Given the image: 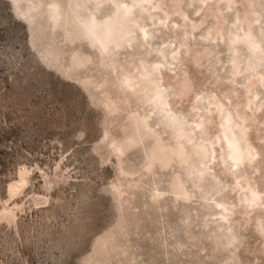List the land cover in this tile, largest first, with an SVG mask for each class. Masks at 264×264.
Listing matches in <instances>:
<instances>
[{"label":"rangeland","instance_id":"1","mask_svg":"<svg viewBox=\"0 0 264 264\" xmlns=\"http://www.w3.org/2000/svg\"><path fill=\"white\" fill-rule=\"evenodd\" d=\"M0 264H264V0H0Z\"/></svg>","mask_w":264,"mask_h":264}]
</instances>
